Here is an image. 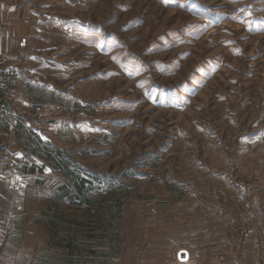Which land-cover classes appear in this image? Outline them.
I'll list each match as a JSON object with an SVG mask.
<instances>
[{
  "label": "rangeland",
  "instance_id": "obj_1",
  "mask_svg": "<svg viewBox=\"0 0 264 264\" xmlns=\"http://www.w3.org/2000/svg\"><path fill=\"white\" fill-rule=\"evenodd\" d=\"M35 6L0 111V264H69L54 222L97 264H264V0Z\"/></svg>",
  "mask_w": 264,
  "mask_h": 264
},
{
  "label": "crops",
  "instance_id": "obj_2",
  "mask_svg": "<svg viewBox=\"0 0 264 264\" xmlns=\"http://www.w3.org/2000/svg\"><path fill=\"white\" fill-rule=\"evenodd\" d=\"M38 1L0 0V111L7 103L5 80L9 77L11 64L19 60L27 41L43 38L40 33L42 24L37 20L39 9L35 6ZM197 264L228 263L198 262Z\"/></svg>",
  "mask_w": 264,
  "mask_h": 264
},
{
  "label": "trees",
  "instance_id": "obj_3",
  "mask_svg": "<svg viewBox=\"0 0 264 264\" xmlns=\"http://www.w3.org/2000/svg\"><path fill=\"white\" fill-rule=\"evenodd\" d=\"M81 222H77L75 225L70 224L67 228H65L66 236L61 234L63 227L59 226L58 223L54 222L53 232L51 234L52 239H56V245L62 246V241H66V254L69 257L74 256L69 264H97L98 262L95 260L96 258V251L95 249H89V254L82 258V254L80 253L81 249L77 246L75 240L77 239V233L81 232L82 229L80 228ZM63 233V232H62ZM116 252H108V254H115ZM51 255H53L51 253ZM47 256L46 254L41 255V257ZM95 260V262H94Z\"/></svg>",
  "mask_w": 264,
  "mask_h": 264
},
{
  "label": "built area",
  "instance_id": "obj_4",
  "mask_svg": "<svg viewBox=\"0 0 264 264\" xmlns=\"http://www.w3.org/2000/svg\"><path fill=\"white\" fill-rule=\"evenodd\" d=\"M178 260L179 262L176 263V264H185L187 261H188V253L185 251V250H181L179 253H178Z\"/></svg>",
  "mask_w": 264,
  "mask_h": 264
},
{
  "label": "snow or ice",
  "instance_id": "obj_5",
  "mask_svg": "<svg viewBox=\"0 0 264 264\" xmlns=\"http://www.w3.org/2000/svg\"><path fill=\"white\" fill-rule=\"evenodd\" d=\"M11 10H14V9H11Z\"/></svg>",
  "mask_w": 264,
  "mask_h": 264
}]
</instances>
